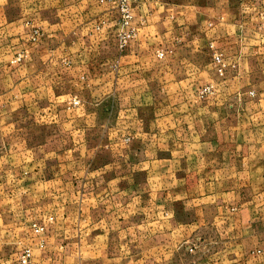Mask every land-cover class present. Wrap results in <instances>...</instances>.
I'll list each match as a JSON object with an SVG mask.
<instances>
[{"label":"crops","instance_id":"obj_1","mask_svg":"<svg viewBox=\"0 0 264 264\" xmlns=\"http://www.w3.org/2000/svg\"><path fill=\"white\" fill-rule=\"evenodd\" d=\"M17 7L25 16L32 4H0V45L17 41ZM56 7L77 49L42 48L36 63L30 55L26 99L46 108L77 99L80 109L25 114L23 145L11 137L18 117L0 113V264H18L26 247L31 264H145L146 185L212 206L233 247L255 239L252 223L264 225V2L133 0L135 36L124 49L112 4ZM218 54L233 66L223 80L210 65ZM207 85L213 94L200 98ZM3 89L0 101L16 103L17 80ZM33 225L44 231L35 236Z\"/></svg>","mask_w":264,"mask_h":264},{"label":"rangeland","instance_id":"obj_2","mask_svg":"<svg viewBox=\"0 0 264 264\" xmlns=\"http://www.w3.org/2000/svg\"><path fill=\"white\" fill-rule=\"evenodd\" d=\"M0 4H32L28 15L25 16L21 14L24 9L17 7L13 10L18 20L17 41L10 46L6 38L0 45V97L8 96L7 90L3 88H7L10 79L12 82L17 80L16 95L13 94L17 96L16 103L9 105L6 102L8 99L1 100L0 113H12L18 117L12 122L14 127L11 137L14 144L23 145V130L29 126H26L29 122L24 121L25 114H37L41 111L73 113L80 109L78 104L74 103L78 101L77 99H70L69 104L55 108L41 107L40 104L31 107L26 99V96L31 97V90H27L24 86V76L27 71L25 65L30 62V55H34L31 62L36 63V60L40 59L36 55H39L42 48L58 51L60 54L72 53L77 49L74 26L71 22L58 19V12L63 10L62 8L58 10L56 4L115 3L109 0H0ZM130 4H133V0ZM217 56H220L226 65L224 74L220 76L216 73L212 61L210 65L216 78L223 80L227 69L233 66L228 65L221 54ZM11 74L16 78L14 79ZM204 88H208V91L202 95L201 91ZM198 91L199 97L205 98L213 94V87L207 85L199 88ZM48 95L56 97L53 91H49ZM232 96L253 98L255 95L249 91L236 92ZM95 109L96 113H105L103 106ZM146 113L150 112L146 111ZM4 123L0 122L1 127L6 125ZM22 162H24V154L17 156L19 167ZM145 188V264H264L262 222L252 223L258 231L255 239L254 235L251 238L241 236L240 242L233 247L232 233L228 230L222 233L217 230V221L212 218L214 216L212 206L208 210H201L199 202L187 204L184 200L174 199L169 186L165 184L161 185L159 190L156 188L153 190L147 185ZM228 217L226 214L224 226H227V221L231 218ZM170 221L178 227V231L171 237L170 232L164 229ZM158 225H161V230L154 231L155 226Z\"/></svg>","mask_w":264,"mask_h":264},{"label":"built area","instance_id":"obj_3","mask_svg":"<svg viewBox=\"0 0 264 264\" xmlns=\"http://www.w3.org/2000/svg\"><path fill=\"white\" fill-rule=\"evenodd\" d=\"M111 2H114L115 4H112L115 8V10L118 13V18H119V32L117 33V40H118V45L120 49H124L128 42H130L134 36H135V31L132 27H130L129 22L131 18V0H109ZM254 3H261L264 2V0H252ZM162 54L158 53L157 57H161ZM212 65L216 71V73L220 76L224 74V71L226 69V65L222 58L220 56H214L212 60ZM208 91V88H204L201 91V94L203 95L205 92ZM75 104L77 102H74ZM32 231L35 236H39L43 231L44 227L42 226H37L33 225L32 226ZM40 247H42V243L39 244ZM32 251L29 247L24 248L19 256H18V264H31L32 262Z\"/></svg>","mask_w":264,"mask_h":264}]
</instances>
